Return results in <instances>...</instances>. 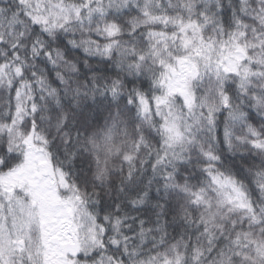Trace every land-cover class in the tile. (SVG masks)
I'll use <instances>...</instances> for the list:
<instances>
[{
    "label": "snow or ice",
    "instance_id": "snow-or-ice-1",
    "mask_svg": "<svg viewBox=\"0 0 264 264\" xmlns=\"http://www.w3.org/2000/svg\"><path fill=\"white\" fill-rule=\"evenodd\" d=\"M0 264H264V0H0Z\"/></svg>",
    "mask_w": 264,
    "mask_h": 264
},
{
    "label": "clouds",
    "instance_id": "clouds-1",
    "mask_svg": "<svg viewBox=\"0 0 264 264\" xmlns=\"http://www.w3.org/2000/svg\"><path fill=\"white\" fill-rule=\"evenodd\" d=\"M224 3L227 4L228 3V0H224Z\"/></svg>",
    "mask_w": 264,
    "mask_h": 264
}]
</instances>
